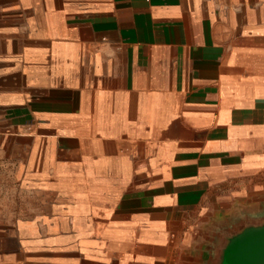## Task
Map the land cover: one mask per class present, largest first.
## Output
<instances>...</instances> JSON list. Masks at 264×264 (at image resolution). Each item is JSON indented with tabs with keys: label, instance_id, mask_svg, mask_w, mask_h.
<instances>
[{
	"label": "crops",
	"instance_id": "crops-1",
	"mask_svg": "<svg viewBox=\"0 0 264 264\" xmlns=\"http://www.w3.org/2000/svg\"><path fill=\"white\" fill-rule=\"evenodd\" d=\"M252 194L264 0H0V264H203Z\"/></svg>",
	"mask_w": 264,
	"mask_h": 264
},
{
	"label": "water",
	"instance_id": "water-1",
	"mask_svg": "<svg viewBox=\"0 0 264 264\" xmlns=\"http://www.w3.org/2000/svg\"><path fill=\"white\" fill-rule=\"evenodd\" d=\"M203 264H264V215L244 218L218 234L214 227Z\"/></svg>",
	"mask_w": 264,
	"mask_h": 264
},
{
	"label": "rangeland",
	"instance_id": "rangeland-1",
	"mask_svg": "<svg viewBox=\"0 0 264 264\" xmlns=\"http://www.w3.org/2000/svg\"><path fill=\"white\" fill-rule=\"evenodd\" d=\"M256 194H252L247 200L236 201L231 206V212L219 213L215 221V232L218 234L224 230L231 229L239 224L244 218H261L264 215V195L254 199Z\"/></svg>",
	"mask_w": 264,
	"mask_h": 264
}]
</instances>
